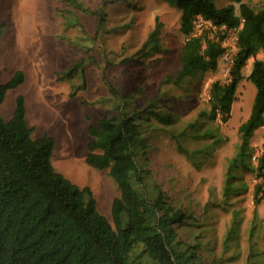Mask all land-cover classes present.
Listing matches in <instances>:
<instances>
[{"label": "rangeland", "instance_id": "obj_1", "mask_svg": "<svg viewBox=\"0 0 264 264\" xmlns=\"http://www.w3.org/2000/svg\"><path fill=\"white\" fill-rule=\"evenodd\" d=\"M82 1L92 10L105 1L107 19L102 28L98 29L93 14L74 10L76 17L69 18L64 0H0V84L18 70L24 74L21 83L6 91L0 103L2 116H11L16 97L22 94L33 135L47 133L54 138V168L79 187L88 186L98 210L110 218L117 185L106 171L85 161L91 140L89 125L110 113L114 101L105 80L118 92L132 94L137 102L161 99L163 108L174 113L175 123L161 128L150 141L148 166L161 190L186 216L178 228L181 238L199 244L197 253L205 264H264V198L252 218L253 187L256 183L264 187L256 170L264 149V128L249 139L251 169L236 171L241 178L238 185L245 186L243 193L225 197L224 175L240 143L238 127L246 120L238 108L239 94H235L227 121L219 115L215 121L204 115L212 82L227 79L223 55L217 57L213 71L197 72L177 84L162 83L180 67L184 42L180 10L168 0ZM242 1L254 9L264 6V0ZM214 2L217 7L230 3ZM234 6L238 13V4ZM156 19L162 23L161 39L168 52L141 63L136 51ZM203 30L217 43L232 44L231 32L222 39L221 28L196 16L194 35ZM228 49L226 45L225 52ZM81 58L88 61L83 72L65 78L64 72ZM179 148L194 157L189 159ZM189 214L196 218L191 227Z\"/></svg>", "mask_w": 264, "mask_h": 264}, {"label": "trees", "instance_id": "obj_2", "mask_svg": "<svg viewBox=\"0 0 264 264\" xmlns=\"http://www.w3.org/2000/svg\"><path fill=\"white\" fill-rule=\"evenodd\" d=\"M168 1L180 10L184 42L179 69L174 76H165L162 83L177 84L197 72L216 69L223 48L207 37L208 30L194 35L196 16L216 27L224 24L220 38L227 29H236L237 50L230 80L212 82L209 108L204 113L209 120L215 121L219 115L227 121L246 60L264 51V6L254 9L242 0H228L230 3L222 7H217L214 0ZM64 2L69 18L76 17L74 10L93 14L98 29L107 19L105 1L93 10L82 0ZM161 33L162 23L156 19L136 51L137 61L142 63L148 57L168 52ZM202 41L206 43L204 49ZM84 61L81 58L70 66L64 72L65 78H72L75 71L82 73L84 63H88ZM23 75L18 70L0 84V103L9 88L22 82ZM247 79L256 91L250 114L238 127L240 143L223 179L225 197L243 193L245 186L238 185L241 178L236 171L251 169L249 139L264 125V59L254 58ZM105 82L114 101L110 113L89 125L91 140L85 161L106 171L117 185L110 218L98 210L88 186L79 187L54 168V138L47 133L33 135L26 121L22 94L17 95L8 119L0 113V264H205L203 256L197 253L199 244L183 240L178 232L186 216L161 190L148 166L150 141L161 128L175 123L174 113L163 108L161 99L140 103L132 94L118 92L110 82ZM179 149L189 159L194 157L191 151ZM263 168L264 149L256 165L257 176L264 181ZM262 198L263 184L256 183L252 190V218H256L255 207ZM187 218L188 227L195 225L192 214Z\"/></svg>", "mask_w": 264, "mask_h": 264}, {"label": "crops", "instance_id": "obj_3", "mask_svg": "<svg viewBox=\"0 0 264 264\" xmlns=\"http://www.w3.org/2000/svg\"><path fill=\"white\" fill-rule=\"evenodd\" d=\"M261 55L262 56L260 57L264 58V54L262 53ZM255 91L254 84L247 78H243L237 86L236 96L239 94V100L241 101V104L238 105V108L242 110V114L244 115L243 119H247L250 114ZM262 128H264V125L256 129L255 133ZM261 138L264 139V134H261Z\"/></svg>", "mask_w": 264, "mask_h": 264}, {"label": "built area", "instance_id": "obj_4", "mask_svg": "<svg viewBox=\"0 0 264 264\" xmlns=\"http://www.w3.org/2000/svg\"><path fill=\"white\" fill-rule=\"evenodd\" d=\"M198 17L200 19H202L203 21L209 22V24L211 23L209 20H205L201 16H198ZM211 25H213V24L211 23ZM213 26L216 27L215 25H213ZM219 28L222 29L221 31H224V29L226 27L223 24ZM228 33H230L231 36H232V38H231L232 39V44L230 45L227 42H225L224 40H223L224 42H221L222 43L221 45L225 48L224 52L222 53V55H223V59H224V75L227 76L226 81H228L230 79V71H231V67L233 65V60H234L233 55H234V52L237 49V38H238V35L236 33V29L235 28H230V29H227L225 31V33H224L225 37H223L222 39L226 38ZM226 45H229V49L225 52ZM245 75H248V73H246Z\"/></svg>", "mask_w": 264, "mask_h": 264}, {"label": "clouds", "instance_id": "obj_5", "mask_svg": "<svg viewBox=\"0 0 264 264\" xmlns=\"http://www.w3.org/2000/svg\"><path fill=\"white\" fill-rule=\"evenodd\" d=\"M206 20V19H205ZM220 45H221V43H220ZM222 46V45H221ZM222 48H223V52H224V47L222 46ZM237 50V49H236ZM223 52H221V54L223 53ZM236 52V51H235ZM235 52H234V54H235ZM259 52H262L263 54H264V51L263 50H260V51H258L257 52V54H256V56H250L247 60H246V62H245V65L243 66V68H242V71H246V73H250V70H251V67H252V62H253V60H254V58H259V59H264V58H261V57H259V56H257L258 55V53ZM220 55V54H219ZM242 71H241V73H242ZM242 76H243V74H242ZM247 78L248 77V75H244L243 76V78ZM242 78V79H243ZM230 80V79H229ZM228 80V81H229ZM217 81H219L220 83H226V82H228V81H221V80H217ZM208 94H209V91H208ZM236 94V93H235Z\"/></svg>", "mask_w": 264, "mask_h": 264}]
</instances>
